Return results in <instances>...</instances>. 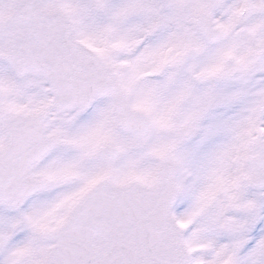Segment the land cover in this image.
Segmentation results:
<instances>
[{
  "label": "snow or ice",
  "instance_id": "6c2138e0",
  "mask_svg": "<svg viewBox=\"0 0 264 264\" xmlns=\"http://www.w3.org/2000/svg\"><path fill=\"white\" fill-rule=\"evenodd\" d=\"M0 264H264V0H0Z\"/></svg>",
  "mask_w": 264,
  "mask_h": 264
}]
</instances>
